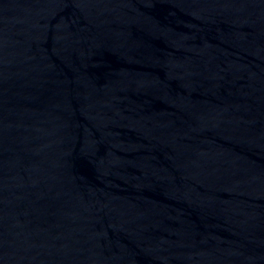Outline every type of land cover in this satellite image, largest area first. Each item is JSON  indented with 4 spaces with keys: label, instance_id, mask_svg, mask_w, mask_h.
Segmentation results:
<instances>
[{
    "label": "water",
    "instance_id": "95a60500",
    "mask_svg": "<svg viewBox=\"0 0 264 264\" xmlns=\"http://www.w3.org/2000/svg\"><path fill=\"white\" fill-rule=\"evenodd\" d=\"M0 264H264V0H0Z\"/></svg>",
    "mask_w": 264,
    "mask_h": 264
}]
</instances>
